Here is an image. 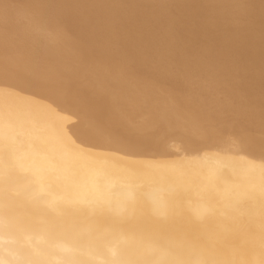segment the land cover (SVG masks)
I'll list each match as a JSON object with an SVG mask.
<instances>
[{
	"label": "bare ground",
	"instance_id": "1",
	"mask_svg": "<svg viewBox=\"0 0 264 264\" xmlns=\"http://www.w3.org/2000/svg\"><path fill=\"white\" fill-rule=\"evenodd\" d=\"M121 1L0 0V264H264V16L260 27L247 20L264 1ZM106 4L112 27L132 33L110 36L105 21L107 40L78 51L67 31H48L60 20L100 26L106 15L82 16ZM173 13L226 25L199 49L174 47L188 49L173 57L178 82L164 63L174 44L146 28ZM36 20L48 25L35 34ZM176 28L160 37L173 41ZM211 70L230 78L228 93L255 80L251 102L216 99L217 82L189 84Z\"/></svg>",
	"mask_w": 264,
	"mask_h": 264
},
{
	"label": "rangeland",
	"instance_id": "2",
	"mask_svg": "<svg viewBox=\"0 0 264 264\" xmlns=\"http://www.w3.org/2000/svg\"><path fill=\"white\" fill-rule=\"evenodd\" d=\"M30 1H31V0H30ZM53 1H56V2L53 3L54 5L57 3V1H58V3H62V2H63V0H62L61 2H60V0H53ZM68 1H69V0H68ZM68 1L64 0V2H68ZM125 1H126V2H125ZM244 1H246V0H243V1L240 0L239 3L241 2L240 4H244V3H246V2L248 1V4H249V1H251L249 5L247 4L249 7L251 6V4L255 3V2L252 1V0H247L246 2H244ZM261 1L263 2L264 0H259L258 2L260 3ZM124 2H125V4H127V0H122V1H121L122 5L124 4ZM242 2H244V3H242ZM255 4H257V2H256ZM255 4H254V5H255ZM261 4H264V2H263V3H260V5H261ZM42 5H43V6H48V7H49V6L51 5V1H49L48 4L45 3V4H42ZM244 5H246V4H244ZM104 6H106V7H104ZM50 7H51V6H50ZM102 8H103V10H102ZM105 8H106V9H105ZM104 9H105V11H104ZM107 9H109V10L111 9V7H110L109 4H108V5H107V4H106V5H103L102 7H99V8H98L99 11H98V10H97V11H98L99 15H98V13H97V15H96V13H91V15H88L87 13H83V15H85V17L82 16V18L85 19V20H87V22L89 21V23H94V21H93L94 18H96V17L99 16V18H97V19L100 21V20H102V19L105 17L106 14H107V15H109V14L111 15V13H108L109 10H108V12L106 13ZM251 9H253L252 13H254V14L251 15V13H250L249 16L247 17L248 19H247V18H243V21H242V20H241L242 18H241L240 21H238V22H239V23L241 22V25H243V23H245V25H246V24L249 23V22H250V23H253V24L256 23V27H260L259 25H261V23H262V19L264 18V17L262 18V16H264V15H263V14H260V12H259L258 10H257V11L254 10V8H252V6H251ZM255 9H256V8H255ZM137 10H138V9H137ZM137 10H135L136 13L138 12ZM103 11H104V12H103ZM254 11H256V12H254ZM135 12L133 11V13H135ZM257 12L259 13V15L257 14ZM100 13H101V14H100ZM0 14H1L0 17H2V22H3V20L7 18V14H8V13H0ZM69 14H70V13H69ZM74 14H75V13H71L70 15H74ZM89 14H90V13H89ZM138 14H139V13H138ZM138 14H137V15L134 14V16L138 17V16H139ZM173 14H174V15H173ZM173 14H172V21H171V23H169V24H163V25H162V24H161V25H160V24H159V25L157 24L156 26L150 23L149 25H148V24L146 25V28H150V26H151V30H152V31L154 30V31H153V35H155L156 38L160 39V42H162L163 44L166 42V44H164V46H165V45H166V46H167V45H168V46H169V45H172V46H173V44H174V46L171 48V50H170V49H167V53H168V55H170V56H167L166 59L169 61V63H168L167 61L164 62V63H165V66L167 65L166 67L169 68L170 71L172 70V71H171L172 74H173V73L176 74V71L178 70V68H177L178 66L173 65V64H174V62L176 63L177 60H176V59L174 60L173 57H174V56L177 57V55H179V54H181V53L179 52V54H177L176 51H178V50L175 49V48H176L175 46L182 44V43H183L182 41H184L183 45L185 44V45H187V48H188V47H189V48H192L190 45H188V43H190V44L192 43V44H193V42H194V44H193V45H194V49H197V48L199 49V48H201V46L206 45V43H205V42H206V41H205L206 39H207V40H210L211 38L214 39V37H216V36L218 37V34L220 33L221 29H223V28L225 29V28H226V27H225L226 25L218 26V28H216V27H212L211 25H208V24H207V26H206V28H205L204 24L206 25V21H201V20L198 18V19L201 21V24H199L200 21H199L198 19H196V20L193 22L194 24H192V22H190L189 19H185V18H188V17H186V16H187L186 13H185V15H184L183 13H177V14L173 13ZM182 14L184 15L185 18L182 16ZM216 14H218V15L215 16ZM221 14H223L222 11H220V13H214V14H213V17L215 16L216 18H217V17L220 18L219 15H221ZM3 15H5V16H3ZM62 15H63V14H62ZM87 15H88V16H87ZM101 15H102V17H101ZM107 15H106V17H108L107 19L104 18V19L102 20V22L100 21V22L102 23V24H100L101 27L98 26L99 23H97V20H95L97 24H96V23H95V24H91V27H93V25H95V28H96V29H94V27H93L92 29H89V30H88V28H89L90 26H89V27L87 26V28H85V31H83V32H82V31H79V32H78V31H73V30H72L73 33H71V32H72V31H71V25L69 24V22L66 21V20H60V22H58V25L55 24V25L53 26L52 31H50V29H49L48 31H49L50 33H51V32H53V33L56 32V34H57V32H58L59 35H60V34H63V32L66 33V31H67V32L69 33V34H68V33H67V34H68V35H71V36L69 37V39H70L71 41H73L72 43H74V42H76V43H80V45L75 43V44H76V49H77L78 51H79V50H82V51H83V49H80V48H84V49H85L86 46H87V47L90 46V49H91L92 47H94V45L97 46V45H99L98 43H101L102 41L107 40V38H108L109 36H107V35L105 36L104 31H105V33L107 32L106 34H109V30L111 29V30H110L111 33L109 34V35L111 36L112 34H114V33H112V32H116V31H118V30H115V28H117L118 26H120V29H122V30H120L119 28H117V29L120 30V32H118V33H120L119 35H123L125 32H128V31L130 30L129 28H127V29H128V31H127V29H125L126 26H123L124 23L126 24L125 21H124L122 24H119V25L116 24V25H115L116 27H115L114 25H113V27H112V24H111V22H110L111 17H109V16H107ZM126 15H127V16H126V18H127L126 20H129V22H131L132 20H133L132 22L135 21L136 17H135V19H134V18H133V19L131 18L132 13H131V15H130L129 13H128V14L126 13ZM254 15H257V16H254ZM86 16H87V17H86ZM89 16H90L91 18H90ZM92 16H93V17H92ZM134 16L132 15V17H134ZM176 16H179V17H176ZM88 17H89V18H88ZM100 17H101L102 19H101ZM173 17H174V19H173ZM253 17H255V18L253 19ZM128 18H129V19H128ZM177 18H178V20H177ZM179 18H181V20H183V23H184V21H185V22L188 21V24H189L188 27H187V24H186L187 22L183 24L182 21H181ZM256 18H257V19H256ZM0 19H1V18H0ZM88 19H89V20H88ZM91 19H92V21H90ZM245 19H247L249 22H247ZM249 19H250V20H249ZM108 20H109V22H108ZM197 20H198L199 22H197ZM99 21H98V22H99ZM103 21H104V22H103ZM105 21L108 23V27H109V28H108V29H109L108 31H107V29H106V28H107V23H105ZM174 21H175V23H174ZM176 21H177V22H176ZM178 21H179V22H178ZM180 21H181V22H180ZM244 21H245V22H244ZM35 22H36L37 24H35L36 26L33 27V28H34L35 30H37V32H36L35 30H33V29L30 28V27H32L34 24L31 25L30 27H28V28H30L29 31L32 30L31 32L34 31L33 33H35V34L41 32L40 29H41L42 25H43L42 29H43V28H46V27H45L46 24L48 25V23H47L45 20H43V21H39V20H38V22H37V20H36ZM39 22H41V23L39 24ZM42 22H43V23H42ZM44 22H45V24H44ZM66 22H67V23H66ZM189 22H190L191 24H190ZM202 22H205V23L202 24ZM242 22H243V23H242ZM60 23H61V26H60ZM65 23H66V24H65ZM89 23H88V24H89ZM103 23H105V24L103 25ZM109 23H110V24H109ZM176 23H178V24L175 25ZM197 23H198L199 25H198ZM173 24H174L175 26H173ZM179 24H180V25H179ZM44 25H45V26H44ZM96 25H97V26H96ZM152 25H153L154 27H152ZM164 25H166V26H164ZM182 25H183V26H182ZM192 25H193L195 28H196L195 25H197V26H198L197 29H198L199 27H203V28H205V29L202 31V33H200L201 35H199V36L202 37V34H204V36L201 38V40L204 39L202 42H201V40H200L199 38H196V36H195V37H192V36H191V35H192V32H193V29H195V28L190 29V28L193 27ZM202 25H203V26H202ZM38 26H39V28H38ZM55 26H56V28H57V31H55V30H56V29H55ZM65 26H66V27H65ZM67 26H69V28H68ZM103 26H105L106 28L103 27ZM162 26H163V28H162ZM167 26H168V27H167ZM176 26H177V27H178V26H182V27H184L183 31H182V27H179V28L177 29ZM185 26H186V27H185ZM209 26H210V27H209ZM61 27H63V29H62ZM91 27H90V28H91ZM114 27H115V28H114ZM156 27H157V29H155ZM221 27H222V28H221ZM4 28H6V27H4V26L2 27V25H1V21H0V31L2 30V32H6V31H7V28H6V29H4ZM28 28H27V29H28ZM64 28H65V31H64ZM99 28H101V29H99ZM112 28H114V29L112 30ZM158 28H160V30H159ZM172 28H173V29L176 28L174 31L177 30L176 33H175V34H176V35H175L176 37H175L174 39L172 38L173 41H172L170 38H167V39L165 40V38L160 37V36H162V32H163V31H165V30L170 31V29H172ZM60 29H61V30H60ZM86 29H87L88 31H86ZM136 29H137L136 26H134V28H133L132 30L134 31V30H136ZM173 29H172V30H173ZM187 29H189V30H187ZM206 29H207L208 31H207ZM212 29H216V31H217L218 33H217L216 31H213ZM224 29H223V30H224ZM95 30H98V31L100 30V31H101V32H100V31H99V32L97 31V35H98V37L95 36V34H96V33H95ZM103 30H104V31H103ZM125 30H126V31H125ZM157 30H159V31H157ZM172 30H171V31H172ZM190 30H192V32H191ZM205 30H206V31H205ZM259 30H260V29H259ZM259 30H258V31L255 30V31L257 32L256 34H255V31H254L255 38H253V39H254V41L256 40V42H257L258 39H260V37H261V34L259 33V32H260ZM54 31H55V32H54ZM61 31H63V32H61ZM69 31H71V32H69ZM102 31H103L104 36H103V34H101ZM122 31H123V34H122ZM124 31H125V32H124ZM178 31H179V32H178ZM186 31H187V33L190 31V32H189V35L185 33ZM204 31H205V32H204ZM74 32H75L76 34H78V37L73 38L74 36H76V34H75ZM81 32H82V33H81ZM84 32H85V33H89V34H92V33H93V35H92L93 39H95L96 37L98 38V39H95L96 41L94 40V42H97V40H98V42L95 44V43L92 41V39H90V40L92 41V42H89L90 45H89L88 43H86V40H85V38H84V37H85V36H84ZM129 32L132 33V31H129ZM129 32H128V33H129ZM154 32H156V34H157V33H158V34L156 35ZM160 32H161V33H160ZM211 32H212V33H211ZM50 33H49L48 36H50ZM79 33H81V34H79ZM118 33L116 32L115 34H118ZM131 33H130V34H131ZM182 33L185 34V35H183ZM205 33L207 34V37H206ZM213 33H214V34H213ZM261 33H262V35H263L264 31H263V32L261 31ZM47 34H48V32H47ZM115 34H114V35H115ZM160 34H161V35H160ZM178 34H179L180 37H181V34H182V37H184V36L187 35V36H186V40H183L182 37H181L182 40H181V38H178V37H177ZM209 34H210L212 37H210ZM215 34H217V35H215ZM254 34H253V35H254ZM258 34H259V35H258ZM51 35H52V34H51ZM79 35H80L82 38H80ZM82 35H83V36H82ZM126 35L128 36L129 34L126 33ZM126 35L124 34V36H126ZM213 35H215V36H213ZM99 36H103V37H99ZM257 36H258V37H257ZM189 37H190L192 40H190ZM205 37H206V39H205ZM217 37H216V38H217ZM253 37H254V36H253ZM83 38H84V40H85V43H83V42H84ZM103 38H104L105 40H104ZM176 38H177V39H176ZM184 38H185V37H184ZM194 38H195V39H198L199 42H198L197 40H195ZM256 38H257V39H256ZM72 39H73V40H72ZM74 39H77V40H74ZM175 39H176V41H175ZM187 39H188V40H187ZM101 40H102V41H101ZM163 40H164V42H163ZM168 40H169V41H168ZM179 40H181V41H179ZM193 40H194V41H193ZM79 41H80V42H79ZM87 41H89V40H87ZM177 41H179V43H178ZM186 41H187V43H186ZM189 41H190V42H189ZM192 41H193V42H192ZM196 41H197V42H196ZM168 42H170V43H168ZM167 43H168V44H167ZM177 43H178V44H177ZM199 43H200L201 46L199 45ZM202 43H203V45H202ZM87 44H88V45H87ZM160 44H161V43H160ZM163 44H161L159 47H163ZM197 44H198V47H197ZM82 45H83V46L85 45V46L83 47ZM91 45H92V46H91ZM80 46H82V47H80ZM199 46H200V47H199ZM78 47H79V48H78ZM174 47H175V48H174ZM195 47H196V48H195ZM263 48H264V47L261 45V48H260V49L262 50ZM94 49H96V48H92L91 50L93 51ZM174 49H175L176 51H175ZM258 49H259V48H258ZM168 50H169V51H173V50H174V51H175V55H174V53H173V55H172V52H169ZM263 50H264V49H263ZM94 51H95V50H94ZM174 51H173V52H174ZM183 51L186 52V51H188V49H186V50L183 49ZM183 51H182V52H183ZM259 51H260V50H259ZM152 52H153V51H152ZM154 52H155V51H154ZM184 52H183L182 56H181V55H179V56L182 57V58H187V57H185V56H186V54H187L188 52H186L185 54H184ZM183 55H184V57H183ZM94 58H96V57H94ZM177 58H178V57H177ZM166 59L164 58V61H165ZM169 59H170V60H169ZM171 59H173V61H172ZM178 59H179V58H178ZM73 60H75V58H74ZM77 60H79V59H76L75 61H77ZM263 60H264V59H263ZM75 61H74V62H75ZM207 62H208V61H207ZM167 63L170 64V65H169L170 67H168V64H167ZM176 64H177V65H179V64L181 65V60H180V62L177 61ZM263 64H264V63H263ZM208 65H209V63H208ZM172 66H173V68H174V66L177 68L176 71H173L174 69L172 68ZM205 66L207 67V69L210 68V65L207 66V64H206ZM227 66H228V65H227ZM221 67H222V68H223V67H226V65L221 66ZM221 67H218V68L221 69ZM250 67H251V66H250ZM180 68H181V67L179 66V69H180ZM218 68H214V70H215V71H216V70H220V69H218ZM247 68H248V67H246V68L244 69V71H245V73H246L248 76L251 75L252 72H253V73L255 72V71L253 70L252 67L250 68L251 73L249 72V68H248V70H247ZM0 69H1V66H0ZM210 69H211V68H210ZM1 70H2V69H1ZM252 70H253V71H252ZM215 71L211 70L210 73H205V74H203L204 76L207 75V76H205V77H204L203 75H199V76L194 75V77L191 78V80H192L193 82L190 81V82H192V83H189V82H188V83H189L190 85L196 87L197 85L201 84L200 81H202L204 84H207V85H208V86L205 85L206 87L215 88V86H216V82H217V85H219V88L216 86L217 88H215V89H217L218 92H220V93H218L217 90L214 89V90L216 91V92H214V93H217V94H218V95L216 94L218 98H216L214 94L211 95V94L209 93L213 98H216V99H219V100H223V101H229L230 99L233 100L234 98H237V97H238L239 100H241V101H245V103H246L247 101H248L247 103H250V102H251L252 98L248 95L246 89H250V91H253V90L256 88L255 86H257V83L255 82V80H252V79L249 80L248 83L250 82V83H249L250 85H247V84H248V83H247V84L245 85L246 87L243 86V85H239V86L236 85L237 88H236L235 90H237V91L239 90V92H240V90L242 89V90H241V91H242V94H241V92H240V94H239V92L237 93V91H234V92H233V89L230 91V93H231V94H230V93L227 92V88H228V85L231 84V82L229 81V84H228V81H226V80H229L230 78H229V79L227 78V79H225V80H224V79L221 80V79L216 78V77H214V78L210 77L209 75L212 76V74L215 73ZM177 72H179V71H177ZM217 72H218V71H217ZM249 73H250V74H249ZM175 74H173V75H175ZM180 74H181V73H180ZM180 74H176V75H178V76L175 75L176 78H174L175 76L172 77V78H173V79H177V77H178L179 80H180V78H181V75H180ZM216 74H217V73H216ZM213 75H214V74H213ZM195 77H196V79H197V78H198V79H197V80L194 79ZM200 77H201V78L203 77V78H205V79H206L207 77H209V78H211V80H213V79L215 80V78H216V79H218V81L216 80L215 83H213V82H214V80H213V82H212L213 84H212V86H211V83H210V81L208 80L209 78H208L207 80H204V79L202 80ZM199 78H200V79H199ZM173 79H172V80H173ZM199 80H200V81H199ZM220 80H221V81H220ZM173 81H174V80H173ZM173 81L170 80V81H168L169 84H168L167 82H165V84H163V85H165V86H162V87H163V88H162L163 92H164V89H166L165 87H166L167 85H168V87H171L170 84H172ZM207 81H209V82L207 83ZM223 81H225V82L223 83ZM252 81H253V82H252ZM175 82H176V80H175ZM177 82H178V79H177ZM195 82H196V83H195ZM221 82H222L223 84H222ZM166 83H167V85H166ZM203 83H202V84H203ZM209 83H210V84H209ZM220 83H221L222 85H221ZM254 83H255V84H254ZM204 84H203V85H204ZM227 84H228V85H227ZM252 84L254 85V87H253ZM214 85H215V86H214ZM251 85H252V89H253V90H252L251 87H250ZM199 86H201V85H199ZM221 86H222V87H221ZM224 86H226V88H224ZM247 86H248L249 88H248ZM244 88H246V89H244ZM219 89H221V91H219ZM93 90H94L93 93L101 92L98 88H97V89H93ZM159 90H160V89H159ZM214 90H213V91H214ZM222 90H223V91H222ZM160 91H161V90H160ZM243 91H244V92H243ZM245 91H246V92H245ZM161 92H162V91H161ZM161 92H160V93H161ZM163 92H162V93H163ZM222 92H223V93H222ZM224 92H225V93H228L227 95H228L229 97H228V96H225L226 94H224ZM211 93H213V92H211ZM221 93H222L223 95H222ZM245 93H246L248 96H247ZM220 94H221V95H220ZM237 94H238V96H236ZM243 94H244V95H243ZM231 95H232V96H231ZM220 96L223 97V99H220V98H221ZM224 96H225V97H224ZM239 96H240V97H239ZM244 96H245V97H244ZM219 97H220V98H219ZM231 97H233V98H231ZM241 97H242V98H241ZM249 97H250L251 100L249 99ZM228 98H229V99H228ZM243 98H245V99L247 98V100H245V99H243ZM178 99H180V97H179ZM178 99H177V100H178ZM225 99H226V100H225ZM234 100H235V99H234ZM249 101H250V102H249ZM243 103H244V102H243ZM138 120H139V119H138Z\"/></svg>",
	"mask_w": 264,
	"mask_h": 264
}]
</instances>
